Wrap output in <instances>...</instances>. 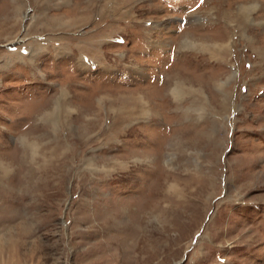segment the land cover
<instances>
[{"label": "rangeland", "instance_id": "374dc122", "mask_svg": "<svg viewBox=\"0 0 264 264\" xmlns=\"http://www.w3.org/2000/svg\"><path fill=\"white\" fill-rule=\"evenodd\" d=\"M0 264H264V0H0Z\"/></svg>", "mask_w": 264, "mask_h": 264}]
</instances>
